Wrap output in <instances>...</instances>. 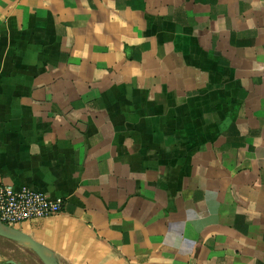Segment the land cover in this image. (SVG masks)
Masks as SVG:
<instances>
[{
    "label": "crops",
    "instance_id": "crops-1",
    "mask_svg": "<svg viewBox=\"0 0 264 264\" xmlns=\"http://www.w3.org/2000/svg\"><path fill=\"white\" fill-rule=\"evenodd\" d=\"M0 181L60 264H264V0H0Z\"/></svg>",
    "mask_w": 264,
    "mask_h": 264
},
{
    "label": "built area",
    "instance_id": "built-area-1",
    "mask_svg": "<svg viewBox=\"0 0 264 264\" xmlns=\"http://www.w3.org/2000/svg\"><path fill=\"white\" fill-rule=\"evenodd\" d=\"M64 200L28 187L16 188L0 181V223L17 228L31 220L50 218L62 212Z\"/></svg>",
    "mask_w": 264,
    "mask_h": 264
},
{
    "label": "water",
    "instance_id": "water-1",
    "mask_svg": "<svg viewBox=\"0 0 264 264\" xmlns=\"http://www.w3.org/2000/svg\"><path fill=\"white\" fill-rule=\"evenodd\" d=\"M0 237L13 240L24 245L25 242H27L28 245L26 246L28 249L34 252L44 264H60L56 257L48 253L40 243L19 229L8 228L0 223Z\"/></svg>",
    "mask_w": 264,
    "mask_h": 264
},
{
    "label": "rangeland",
    "instance_id": "rangeland-1",
    "mask_svg": "<svg viewBox=\"0 0 264 264\" xmlns=\"http://www.w3.org/2000/svg\"><path fill=\"white\" fill-rule=\"evenodd\" d=\"M1 245H2V244H1V240H0V246H1ZM11 247H12V248H15L16 245H15L14 243L8 242L6 248H8V249L10 250ZM0 252H3V253H4V250H1V249H0ZM7 252H8V251H7Z\"/></svg>",
    "mask_w": 264,
    "mask_h": 264
},
{
    "label": "bare ground",
    "instance_id": "bare-ground-1",
    "mask_svg": "<svg viewBox=\"0 0 264 264\" xmlns=\"http://www.w3.org/2000/svg\"><path fill=\"white\" fill-rule=\"evenodd\" d=\"M25 245H28L27 242H25ZM28 249V248H27Z\"/></svg>",
    "mask_w": 264,
    "mask_h": 264
}]
</instances>
